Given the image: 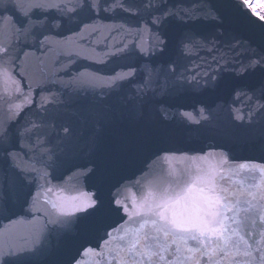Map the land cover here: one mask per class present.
<instances>
[{
	"label": "water",
	"instance_id": "obj_1",
	"mask_svg": "<svg viewBox=\"0 0 264 264\" xmlns=\"http://www.w3.org/2000/svg\"><path fill=\"white\" fill-rule=\"evenodd\" d=\"M32 2L23 0L20 11L10 6L5 12L0 5V48L7 49L0 53V121L11 117L17 138L9 151L46 171L48 184L38 189L44 180L18 174L0 151V184L30 192L29 203L40 192L31 209L23 196L10 194L4 201L10 211L0 212V246L30 240L38 227L42 234L30 245L31 264H69L81 243L98 247L105 229L128 220L123 208L109 203L119 185L131 188V208L133 195L139 201L173 170L195 171L223 158L226 169L239 172L235 180L255 194H241L252 205L240 213L245 223L239 235L247 246L241 242L228 264H259L264 187L251 186L260 185L264 167V63L248 65L264 57V19L245 0H95L96 8L90 7L93 0H49L67 8L46 13L31 10ZM5 16L12 22L5 25ZM157 17L163 19L154 24ZM156 36L167 42L163 54L160 48L148 51ZM130 70L128 80L105 86ZM149 74L151 88L142 96ZM224 82L232 87L222 88ZM87 168L93 172L82 175ZM82 193L98 195L112 209L87 240L76 217L49 223L59 206L77 203ZM117 235L123 233H114L113 243ZM245 250L251 255L244 256ZM97 259L83 257L84 264Z\"/></svg>",
	"mask_w": 264,
	"mask_h": 264
},
{
	"label": "snow or ice",
	"instance_id": "obj_2",
	"mask_svg": "<svg viewBox=\"0 0 264 264\" xmlns=\"http://www.w3.org/2000/svg\"><path fill=\"white\" fill-rule=\"evenodd\" d=\"M0 5L3 6L5 12L10 6L17 11L24 7L23 0H12L11 5L5 0H0ZM84 6L81 4V7ZM117 6L123 7V5ZM90 7H98L95 0ZM53 8L63 12L67 4L51 3L49 0H35L30 4L31 10L42 13ZM22 14L25 18L30 17L29 12ZM2 15L3 13L0 12V16ZM12 19L10 16H5L3 23L7 25L12 22ZM162 19L163 17H157L153 23L159 24ZM261 19H264V16ZM167 46L165 39L156 36L148 51L160 48L163 54ZM141 50L145 51L143 48ZM185 50H189L188 45H185ZM0 53L6 54L7 49L0 48ZM145 54L148 53L145 52ZM262 63H264V57L251 61L248 67L254 68ZM133 75L134 70L118 74L105 86L111 88L117 81L128 80ZM221 87L227 90L232 86L224 82ZM150 88L151 75L149 74L139 92L142 96L147 95ZM6 102L10 104V101ZM16 114L19 112L17 111ZM34 127L35 125L25 128L20 132V138L29 134ZM65 131L67 132L68 129ZM101 131L102 126L97 129V135ZM16 138V135L12 133L11 117L0 121V151L12 160V167L18 170V174H23L25 178H31V180H44V184H37V188L43 190L48 184V173L36 168L30 158L21 160L19 153L9 151L10 148H15ZM205 158L192 157L189 159L203 160ZM240 167L244 168L245 165H240ZM227 171H231V175H227ZM92 172V168H87L81 174L87 176ZM237 176H239L237 170L226 169V161L223 158L208 167L197 166L195 171L191 169L173 170L166 180L152 184L139 201L133 195L130 201L131 208L128 207L129 198L126 195L131 192V188L128 185H119L109 203L114 202L116 211L123 208L124 213L129 217L128 220L124 221L119 228L105 229L107 238H101L102 243L98 247L85 246L81 243L69 264H84L83 257L89 255L98 258L95 264H228L234 255L240 253L241 242L247 246V242L239 235L241 225L245 223L240 219V213H247L252 205L249 201H242L241 194L247 192L255 198V194L250 191L243 180H235ZM139 183L140 180H137L136 184ZM251 187H264V167L261 168L260 185ZM52 190L51 187L47 188L48 192ZM10 194L23 196L25 203H29L26 197L31 195L30 192L18 190L15 185H8L5 181L0 184V212L10 211L4 204ZM39 195L38 191L37 195L32 196L29 203L30 209L36 206ZM81 197L77 203L70 206L61 205L57 208V205L53 204L59 215L49 223L64 225L68 223L64 217H76L83 226L81 239L87 240L88 236L99 228L106 213L112 209L105 207L98 195L82 193ZM45 202L52 203L50 199ZM244 204H247V207H243ZM261 221L264 223V216L261 217ZM114 233H123V235L115 236V243H113ZM41 234L42 229L37 227L32 230L30 240L25 239L20 244L0 246V257H4L3 264H31L30 256L34 248L30 245L39 241ZM104 249H107V254L103 251ZM243 255L250 256L251 253L245 250ZM233 264H250V262L237 261ZM259 264H264V250H261Z\"/></svg>",
	"mask_w": 264,
	"mask_h": 264
},
{
	"label": "trees",
	"instance_id": "obj_3",
	"mask_svg": "<svg viewBox=\"0 0 264 264\" xmlns=\"http://www.w3.org/2000/svg\"><path fill=\"white\" fill-rule=\"evenodd\" d=\"M247 5L258 16H264V0H247Z\"/></svg>",
	"mask_w": 264,
	"mask_h": 264
}]
</instances>
